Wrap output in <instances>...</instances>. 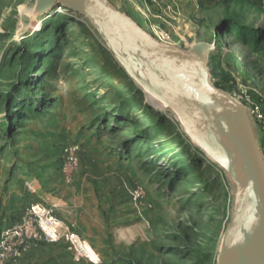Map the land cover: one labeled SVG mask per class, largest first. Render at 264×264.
Returning <instances> with one entry per match:
<instances>
[{"label": "rangeland", "instance_id": "rangeland-1", "mask_svg": "<svg viewBox=\"0 0 264 264\" xmlns=\"http://www.w3.org/2000/svg\"><path fill=\"white\" fill-rule=\"evenodd\" d=\"M110 1L165 44L216 43L211 84L264 109V37L251 31L264 29L258 5L208 2L202 31L194 16L186 28L172 14L163 25L172 40L164 41L150 32L141 0ZM36 5L0 0V233L8 216L19 222L42 204L88 242L98 264H218L234 210L226 171L191 142L172 110L148 101L90 21L61 6L36 15ZM174 8L181 12L180 1ZM71 150L77 168L68 181ZM15 209L23 213L9 214ZM33 248L35 264H92L63 243Z\"/></svg>", "mask_w": 264, "mask_h": 264}, {"label": "water", "instance_id": "water-1", "mask_svg": "<svg viewBox=\"0 0 264 264\" xmlns=\"http://www.w3.org/2000/svg\"><path fill=\"white\" fill-rule=\"evenodd\" d=\"M60 5L92 23L124 71L172 110L191 142L226 171L235 189L234 210L218 264H264L259 132L249 109L209 81L208 58L217 44L183 50L159 43L109 0H37L36 8L48 13Z\"/></svg>", "mask_w": 264, "mask_h": 264}, {"label": "built area", "instance_id": "built-area-1", "mask_svg": "<svg viewBox=\"0 0 264 264\" xmlns=\"http://www.w3.org/2000/svg\"><path fill=\"white\" fill-rule=\"evenodd\" d=\"M146 10V19L150 23V32L155 31L164 41H171L172 35L165 30L163 25H169L168 17L171 18L175 12V0H168L162 5L161 0H141ZM210 3H222L226 0H206ZM261 10L264 11V0H261ZM153 8H158L159 14L153 13ZM199 8V3H198ZM158 19L152 23L150 16ZM264 109L259 103H252L249 107L252 118L260 125V131L264 136ZM77 168V162L73 150L64 162L63 171L68 181H71ZM138 199L143 198L141 189L136 192ZM57 244L63 243L67 248L92 264L100 262L99 257L91 246L74 231L67 222L54 216L53 211L42 204L30 205L22 219L16 224L2 229L0 233V264H12L18 262L36 244Z\"/></svg>", "mask_w": 264, "mask_h": 264}, {"label": "crops", "instance_id": "crops-1", "mask_svg": "<svg viewBox=\"0 0 264 264\" xmlns=\"http://www.w3.org/2000/svg\"><path fill=\"white\" fill-rule=\"evenodd\" d=\"M110 1V0H109ZM164 1H168V0H164ZM180 1V5H181V12L177 13V17L172 15V18L175 19L177 22H189V24L185 25L186 28H189L191 24V21L189 20V18L191 16H194L193 18L194 21L196 20L197 23H200L198 27H196V29H198L199 31H202L205 29L204 25H209L210 22V16L207 14V12L204 11V9H200L201 6L205 7L206 4L208 3V1L206 0H178ZM247 2L252 3L253 5H258L260 10H261V0H246ZM111 2V1H110ZM198 3H199V8H198ZM114 5V4H113ZM262 11V10H261ZM264 12V11H262ZM133 19H135L132 16ZM171 18V19H172ZM203 21V22H201ZM172 30H173V35L178 33L179 28H176L175 26H172ZM177 45V43H174ZM263 136V135H262ZM264 139V136H263ZM9 214H14L15 216H19L21 215L20 210L15 209L14 213H11L12 211L9 210ZM9 216L6 219V227L12 226L14 224H16L18 221H13V219L9 218ZM39 254L38 248H33L30 250L29 254L24 256L21 260L20 263L18 264H35L37 261L36 257ZM38 259V258H37Z\"/></svg>", "mask_w": 264, "mask_h": 264}, {"label": "bare ground", "instance_id": "bare-ground-1", "mask_svg": "<svg viewBox=\"0 0 264 264\" xmlns=\"http://www.w3.org/2000/svg\"><path fill=\"white\" fill-rule=\"evenodd\" d=\"M61 7H63L62 5H60ZM60 7V8H61ZM64 8V7H63ZM52 10V9H51ZM50 10V8H48V9H46V10H44V12H49V11H51ZM42 11L43 10H40V9H35L34 10V12H35V14L37 15V14H39V13H42ZM72 14H74V15H80L79 13H76V12H73V11H70ZM80 16H82V15H80ZM83 17V16H82ZM85 18V17H84ZM86 19V18H85ZM91 23V22H90ZM92 24V23H91ZM144 29V28H143ZM145 30V29H144ZM147 33H149L147 30H145ZM149 34H151V33H149ZM97 35H98V37H99V39H100V41H101V43L103 44V46L110 52V54L112 55V57L114 58V56H113V54H112V52L105 46V42H104V40L101 38V36L99 35V33H97ZM152 35V34H151ZM152 37L156 40V41H158L159 43H162V44H165V43H163V42H161V41H159L157 38H155L153 35H152ZM166 45H170V44H166ZM170 46H172V45H170ZM115 59V58H114ZM115 61H117L116 59H115ZM118 62V61H117ZM129 75V74H128ZM129 77L133 80V82L144 92V94L146 95V97L148 98V101H150L158 110H161V109H164V107H163V104H161L159 101H157L152 95H150L149 93H147L146 91H145V89L143 88V86L142 85H140L139 84V82L138 81H136L133 77H131L130 75H129ZM210 158V157H209ZM211 159V158H210ZM212 160V159H211Z\"/></svg>", "mask_w": 264, "mask_h": 264}, {"label": "trees", "instance_id": "trees-1", "mask_svg": "<svg viewBox=\"0 0 264 264\" xmlns=\"http://www.w3.org/2000/svg\"><path fill=\"white\" fill-rule=\"evenodd\" d=\"M227 1H228V0H226V2H227ZM251 31H252V33L255 34V36H256V38H257L258 40L264 37V29H260V30H251Z\"/></svg>", "mask_w": 264, "mask_h": 264}]
</instances>
